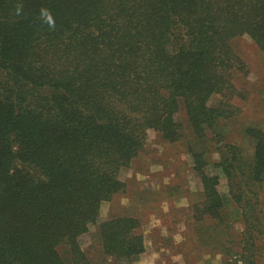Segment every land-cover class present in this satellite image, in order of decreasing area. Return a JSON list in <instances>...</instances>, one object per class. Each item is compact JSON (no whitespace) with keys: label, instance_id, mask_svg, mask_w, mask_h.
I'll return each instance as SVG.
<instances>
[{"label":"trees","instance_id":"1","mask_svg":"<svg viewBox=\"0 0 264 264\" xmlns=\"http://www.w3.org/2000/svg\"><path fill=\"white\" fill-rule=\"evenodd\" d=\"M241 35L264 49V0H0V264H92L81 237L95 224L103 260L143 253L138 216L98 219L149 129L186 142L198 216L226 223L206 168L224 174L243 224L229 264H258L264 129L244 128L250 157L218 130L240 111Z\"/></svg>","mask_w":264,"mask_h":264},{"label":"rangeland","instance_id":"2","mask_svg":"<svg viewBox=\"0 0 264 264\" xmlns=\"http://www.w3.org/2000/svg\"><path fill=\"white\" fill-rule=\"evenodd\" d=\"M231 45L242 61L243 69L234 76L242 96L235 102L239 114L218 127L224 142L240 145L243 156L251 154V139L243 136L246 126L264 129V49L250 37L241 35ZM217 96L211 99L215 105ZM183 119L182 113H180ZM211 143V142H210ZM214 143V142H213ZM208 153V161L218 154ZM206 156V154H205ZM206 170L219 175V190L226 197V223H218L206 215L198 216L194 205L202 198L199 175L187 152L186 142H167L160 134L148 130L144 147L127 167L120 170L126 182L125 192L102 204L98 223L122 214H135L141 220L137 232L144 236L146 249L130 263L123 264H229L228 249L239 248L243 224L230 199L226 177L213 165ZM254 186V185H253ZM264 208V180L256 182ZM98 224L81 237V245L92 264H112L99 256L101 249ZM258 264H264V229L258 235Z\"/></svg>","mask_w":264,"mask_h":264}]
</instances>
